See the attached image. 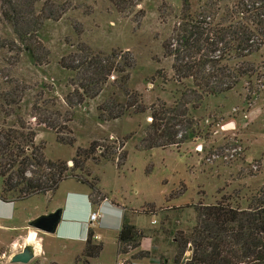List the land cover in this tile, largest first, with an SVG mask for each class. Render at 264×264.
Returning <instances> with one entry per match:
<instances>
[{"label": "rangeland", "instance_id": "rangeland-1", "mask_svg": "<svg viewBox=\"0 0 264 264\" xmlns=\"http://www.w3.org/2000/svg\"><path fill=\"white\" fill-rule=\"evenodd\" d=\"M204 1L121 0L117 6L113 0H71L62 18L46 23L38 33L48 51L47 60L40 63L31 62L10 29L0 25V43H12V49H0V94L16 88L21 100L14 109L5 107L10 113L6 118L0 111V127H17L19 121L34 123L37 113L50 116L59 126L70 118L66 123L70 133L64 130L61 136L72 137L71 146L58 143L55 133L43 127L34 143L43 146L46 159L67 161L68 168L76 156L80 165L73 174L98 184L103 177L117 186L138 212L144 203L151 215L136 214V219L149 226L158 247L154 253L161 260L172 251L170 239L195 226L199 203L226 200L232 207L246 208L248 199L264 187V47L249 57L258 68V78L252 79V84L243 79L228 93L204 98L196 109L189 104L187 116L171 121H183L175 125L176 140L182 142L152 149L141 147L142 138L151 131L148 109L112 121L97 119V104L111 97L124 99V88L113 81L116 74L97 98L70 110L64 99L78 77L63 72L57 62L78 54L81 48L84 54L93 55L127 52L134 65L127 72L125 90L138 93L147 108L155 103L172 106L179 100L191 101L185 87L188 81L178 80L172 70L173 58L164 54L161 46L168 40L174 42L181 11H204ZM232 4V0H220L214 8L222 10ZM182 91L186 94L183 99ZM92 144L100 146L92 157L85 159L81 152L76 153ZM99 154L108 159L99 158ZM190 255L188 246L181 261ZM102 258L110 263L107 254Z\"/></svg>", "mask_w": 264, "mask_h": 264}, {"label": "trees", "instance_id": "trees-1", "mask_svg": "<svg viewBox=\"0 0 264 264\" xmlns=\"http://www.w3.org/2000/svg\"><path fill=\"white\" fill-rule=\"evenodd\" d=\"M120 1L113 0L117 6ZM218 1H204V11L183 9L174 42L168 40L161 46L164 54L173 58L172 70L178 80L188 81L185 87L191 101H184L186 94L182 91L183 100L172 106L162 102L147 108L138 93L125 90L127 72L134 65L127 52L93 55L84 54L85 49L81 48L78 54L62 57L57 62L63 72L78 77L71 94L65 96L67 107L71 110L97 98L110 77L116 74L113 81L118 88H124V99L118 101L111 97L97 104V119L112 121L128 113L142 114L148 109L151 116L148 129L151 131L142 138L141 147L152 149L181 143L182 140H176L175 125L179 121L173 124L171 121L187 116L189 104L196 109L204 98L228 93L243 79L252 84V79L258 78V68L249 57L264 47V0H232L233 4L222 10L214 8ZM70 3L71 0H0V25L10 29L21 45L20 51L26 53L31 62H45L48 51L38 33L46 23L61 19L70 9ZM216 17L219 18L217 22ZM11 44L4 40L0 49L10 50ZM17 92L18 89L13 88L0 94V111L4 118L10 115L5 107L14 109L21 101ZM37 114L34 123L19 121L17 127H0V199L23 200L35 194L52 193L62 180L76 178L89 188L91 204H98L102 199L98 183L79 179L73 174L80 165L76 156L68 168L67 161L46 159L43 146L34 143L37 131L43 127L55 133L58 143L71 146L73 138L61 136L64 130L70 133L66 127L70 118L62 120V126H59L50 116ZM98 146L92 144L89 149H77L76 153L81 152L87 159L99 149ZM100 157L108 159L106 155L99 154ZM123 157L124 160L126 156ZM45 169L49 172L45 173ZM196 209L195 226L172 237L176 248L173 262L180 263L189 246L191 255L183 264H264V187L248 199L246 208L232 207L226 200H217L211 205L199 203ZM93 236L89 229L83 251L76 257L81 264H89V259L97 257L102 250V244L95 242ZM142 237L143 233L124 216L117 234L120 251L127 253L128 247H138ZM146 255L147 252L140 250L133 257Z\"/></svg>", "mask_w": 264, "mask_h": 264}, {"label": "crops", "instance_id": "crops-1", "mask_svg": "<svg viewBox=\"0 0 264 264\" xmlns=\"http://www.w3.org/2000/svg\"><path fill=\"white\" fill-rule=\"evenodd\" d=\"M99 189L102 199L99 201V219L90 221V213L95 206H91L89 188L75 179L62 180L52 193H40L23 200L2 201L0 199V264L14 263L11 258L21 252L26 244L33 247V258L26 264H81L76 257L83 251L87 233L91 229L93 239L102 244L100 254L89 259V264H108L103 261L107 254L109 264L118 260H128L131 264H183L173 262V238L170 239V248L167 256L161 259L154 253L158 247L155 237L146 227L136 219L137 215H151L144 209V203L136 210L119 194L117 186L100 177ZM1 186V181H0ZM145 204H147L145 202ZM60 208L63 212V221L56 230L47 233L34 228L31 223L38 217L48 215ZM132 213V214H131ZM124 216L129 217L134 225L143 233L139 246L127 253L120 251L117 234ZM154 219H151L150 224ZM31 238V239H30ZM160 243V241H159ZM142 250L147 252L145 257L134 258L131 251ZM162 251L159 252V254ZM157 256H160V255ZM173 255V256H172Z\"/></svg>", "mask_w": 264, "mask_h": 264}, {"label": "water", "instance_id": "water-1", "mask_svg": "<svg viewBox=\"0 0 264 264\" xmlns=\"http://www.w3.org/2000/svg\"><path fill=\"white\" fill-rule=\"evenodd\" d=\"M63 221V212L60 208L56 209L48 215H43L34 220L31 225L34 228L42 230L47 233H52L56 230L59 223ZM33 258V247L30 244H26L23 250L15 254L11 261L14 263L26 264ZM189 259V256H187Z\"/></svg>", "mask_w": 264, "mask_h": 264}, {"label": "built area", "instance_id": "built-area-1", "mask_svg": "<svg viewBox=\"0 0 264 264\" xmlns=\"http://www.w3.org/2000/svg\"><path fill=\"white\" fill-rule=\"evenodd\" d=\"M105 201L106 199L103 200V202ZM91 206H95V209L93 207L90 213V216H89V220L90 221L98 220L99 219V213H98L99 204H95V205L91 204ZM153 223H155V220H153ZM115 264H128V263H127V260H118L115 262Z\"/></svg>", "mask_w": 264, "mask_h": 264}, {"label": "bare ground", "instance_id": "bare-ground-1", "mask_svg": "<svg viewBox=\"0 0 264 264\" xmlns=\"http://www.w3.org/2000/svg\"><path fill=\"white\" fill-rule=\"evenodd\" d=\"M31 239V238H30Z\"/></svg>", "mask_w": 264, "mask_h": 264}]
</instances>
